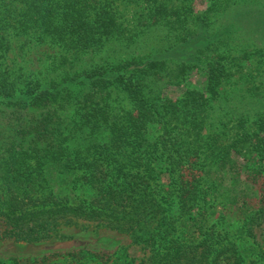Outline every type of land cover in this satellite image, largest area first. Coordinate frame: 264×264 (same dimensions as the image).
I'll list each match as a JSON object with an SVG mask.
<instances>
[{"label":"trees","instance_id":"trees-1","mask_svg":"<svg viewBox=\"0 0 264 264\" xmlns=\"http://www.w3.org/2000/svg\"><path fill=\"white\" fill-rule=\"evenodd\" d=\"M139 2L152 0H0V240L42 243L93 226L142 244L149 256L140 264H264L257 236L241 248L214 227L193 240L179 231L207 215L210 165L239 176L241 159L262 176L261 88L239 92L261 76L242 72L245 59L220 38L232 33L222 19L244 14L259 33L264 1L213 0L195 16L156 0L124 20L121 5ZM154 35L158 50L147 44ZM19 36L58 49L43 72L5 68ZM193 45L187 60H211L209 97L188 90L172 101L167 89L194 67L178 55ZM56 257L131 264L85 250L40 263Z\"/></svg>","mask_w":264,"mask_h":264},{"label":"rangeland","instance_id":"rangeland-1","mask_svg":"<svg viewBox=\"0 0 264 264\" xmlns=\"http://www.w3.org/2000/svg\"><path fill=\"white\" fill-rule=\"evenodd\" d=\"M159 1L165 2L171 9L174 5L176 8L185 7L187 10L183 8L184 12H192L195 16H202L205 8L213 2V0ZM155 2L156 0H152L150 3L139 2L127 6L122 4L121 10L127 9L124 11V20L130 21L135 12L147 8L149 4H155ZM243 17L241 20L231 17L222 19L223 25H229L232 33L227 36L223 35L220 39L238 51L236 56L245 59L242 63V72L253 74L252 76H261V79H253L251 82L247 81V84H241L239 92L245 96L248 92L261 88L257 93L260 95L254 99L256 100L255 111L258 110L257 112L263 115L264 99L261 95L264 90V23L260 24V32L254 33L252 28L257 26V19L248 20L246 19L247 14H244ZM154 37L155 35L152 40L145 37L143 39L148 40L147 44L151 48L158 50L162 48L163 42L160 36L155 39ZM12 40L11 49L3 60L5 68L10 72H20V70L26 74L43 72L45 67L52 62L51 57L58 54L56 47L37 43L31 37L19 36ZM192 47L188 46L184 54L182 53L183 55H178V59L182 58L188 66L194 65V67L189 70L183 84L167 89L166 97L172 101L181 98L188 90H196L209 97L208 77L210 68H208V64L211 60L205 57L202 65H195V61L187 60L184 56L194 50V45ZM146 51L147 48L144 49V52ZM225 91L229 93L230 89L225 87L221 93ZM239 101L242 102L241 99ZM239 104L242 105L245 102ZM238 161L241 169L239 176L230 171L229 166H225L221 170L216 169L213 165L206 168L212 169L208 175L203 177L204 180L201 184L203 194L208 200L207 215L199 218L197 227H194L193 221L182 224L179 231L183 234L187 233L188 239H198L206 232H212L211 228L214 227L213 230L216 233L222 234L241 248L251 247L256 236L264 248V212H259L264 210V169L262 176H259L256 167H247L241 159ZM206 169L205 171L208 172ZM252 170H256V172L252 173ZM245 224L247 225L245 226ZM199 227L202 229L201 232L198 231ZM244 227V230L250 227V233L242 231ZM64 235L67 238L52 239L42 243H15L0 240V264H41L40 261L44 257L81 250L110 255L113 260L118 257L127 258V262L131 264H140L149 256V251L134 238L108 228L93 226L68 228ZM56 258L52 259L49 264H60L59 260L62 259Z\"/></svg>","mask_w":264,"mask_h":264}]
</instances>
